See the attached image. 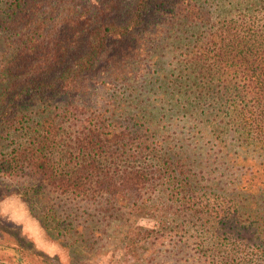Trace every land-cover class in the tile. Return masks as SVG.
Segmentation results:
<instances>
[{
    "label": "trees",
    "instance_id": "1",
    "mask_svg": "<svg viewBox=\"0 0 264 264\" xmlns=\"http://www.w3.org/2000/svg\"><path fill=\"white\" fill-rule=\"evenodd\" d=\"M65 1L0 0V175L14 176L27 166L48 172L47 147L71 110L79 109L75 93L109 49H116L107 60L116 79L127 84L130 78L127 85L139 93L143 74L128 70L145 49L139 36L170 22L178 34L171 52L177 54L168 70L155 48L156 73H144L146 107L137 103L126 126L90 114L76 139L78 154L70 157L78 164L53 171L52 185L61 193L134 201L140 212L144 187L178 178L186 188L193 180L190 165L225 198L219 211L244 215L251 224L264 221V0H137L128 19L114 13L91 28L87 51L77 56L70 46L79 29L69 25V16L59 21L55 15ZM52 66L61 72L48 78ZM158 100L189 124L192 144L177 156L157 133L164 120ZM257 238L253 248L250 234L230 240L240 251L264 253V230Z\"/></svg>",
    "mask_w": 264,
    "mask_h": 264
},
{
    "label": "rangeland",
    "instance_id": "2",
    "mask_svg": "<svg viewBox=\"0 0 264 264\" xmlns=\"http://www.w3.org/2000/svg\"><path fill=\"white\" fill-rule=\"evenodd\" d=\"M136 1H65L55 15L59 21L69 16V25L79 29L72 38L70 31L72 55L85 53L88 32L110 21L114 13L128 19ZM178 22L173 23L178 26ZM170 24L150 27L139 36L138 45L145 48L144 52L137 58L139 63L131 60L128 67L143 74L136 83L139 93H133V87L127 85L133 84L130 78L127 84L116 79L108 66L107 60L116 49L103 55L98 71L87 75L84 87L75 93L79 109L71 110L75 113L62 122L59 137L47 147L49 173L27 166L17 175H0V264H264V253L256 249L240 251L230 240L233 235L250 234L253 248L259 244L257 237L264 230V221L251 224L244 215L219 211L225 198L203 178L201 169L187 166V175L193 180L186 188L178 178L144 187L138 200L143 207L140 212L134 201L124 205L109 197L61 193L52 185L53 171H67L78 164L70 157L78 154L76 139L84 135L80 131L90 114H98L110 124L111 120L121 119L120 125L126 126L137 103L146 107L148 80L144 73L150 69V74L156 73L155 48H161L157 51L160 65L168 70L172 68L170 56L177 54L171 50L178 34L169 30ZM60 72L52 66L48 78ZM160 100L155 105L164 120L158 123L157 133L177 156L179 149L192 144L191 130L170 103ZM20 140L29 142L25 134Z\"/></svg>",
    "mask_w": 264,
    "mask_h": 264
}]
</instances>
